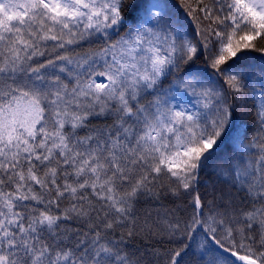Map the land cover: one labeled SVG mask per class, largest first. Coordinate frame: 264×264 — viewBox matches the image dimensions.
<instances>
[{
    "label": "snow or ice",
    "instance_id": "snow-or-ice-1",
    "mask_svg": "<svg viewBox=\"0 0 264 264\" xmlns=\"http://www.w3.org/2000/svg\"><path fill=\"white\" fill-rule=\"evenodd\" d=\"M182 3L0 0V264H264V0Z\"/></svg>",
    "mask_w": 264,
    "mask_h": 264
},
{
    "label": "trees",
    "instance_id": "trees-1",
    "mask_svg": "<svg viewBox=\"0 0 264 264\" xmlns=\"http://www.w3.org/2000/svg\"><path fill=\"white\" fill-rule=\"evenodd\" d=\"M194 3V0H193ZM168 8L171 14L178 18L181 23H183L185 29L189 31L194 38H196V24L191 16L186 14V8L184 7L182 0H167ZM246 62L251 64L253 67L259 68L264 66V56L258 52H250L244 57ZM200 67H203L201 64ZM103 118H98L93 120V124L103 125L106 123ZM210 177L205 176L204 181L200 186L201 192L205 190V185L210 183ZM190 197L183 200H177L171 196H162L160 200L145 199L137 205L141 216L146 213H150L152 222H159L160 226L163 227V221L165 219V214L169 211H176L179 214H185V212H190L191 209L188 207V201ZM166 239V238H162ZM133 247H140L142 249L155 247L163 252L168 247H174V245H168L167 243H155L152 241L137 240L134 242Z\"/></svg>",
    "mask_w": 264,
    "mask_h": 264
}]
</instances>
